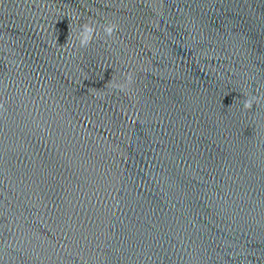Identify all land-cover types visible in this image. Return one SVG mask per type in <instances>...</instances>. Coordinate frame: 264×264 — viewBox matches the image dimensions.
<instances>
[{"label": "clouds", "instance_id": "clouds-1", "mask_svg": "<svg viewBox=\"0 0 264 264\" xmlns=\"http://www.w3.org/2000/svg\"><path fill=\"white\" fill-rule=\"evenodd\" d=\"M78 26L80 30L73 42V47L76 48L78 45L79 49H85L91 46L94 39L99 35L101 29L106 38H111L113 34L118 32L119 30L118 25H116L115 23L106 22L102 25H99L98 27L97 22L91 19L79 23ZM125 79L129 83L131 82L132 75L130 71L126 74ZM117 87H120V90H123L122 86H117ZM256 100L257 97L255 96L246 97V99L243 100V109L252 110L253 107L255 106ZM0 107H2V105H0Z\"/></svg>", "mask_w": 264, "mask_h": 264}]
</instances>
